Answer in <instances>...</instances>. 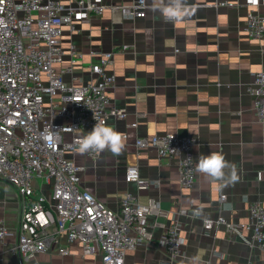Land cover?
<instances>
[{"label": "crops", "instance_id": "1", "mask_svg": "<svg viewBox=\"0 0 264 264\" xmlns=\"http://www.w3.org/2000/svg\"><path fill=\"white\" fill-rule=\"evenodd\" d=\"M134 0H109L129 4ZM225 0H187L192 16L169 22L151 11L146 0L144 18L124 17L107 9L88 21L65 26L61 37L64 55L54 67L72 68L64 80L81 86L93 80V51L115 49L112 71L116 75L110 94L115 105L126 108L124 118L109 117L105 125L125 134L119 155L105 150L92 158L87 153H67L83 169L82 187L93 192L111 208L133 193L141 203L159 202V211L148 216L151 239L127 251L125 264H167L170 255L161 244L166 229L177 214L186 245L173 264H264V250L232 237L223 225L206 231V219L223 215L234 222L249 220L250 205L264 203V124L254 110L247 91L251 74L264 71V36L249 37L244 29L249 10L246 0L239 7L214 5ZM264 15V4L257 8ZM74 45L80 58L70 52ZM128 45L127 49H122ZM137 123L136 126H132ZM175 133L197 138L195 154H222L235 168V182L211 180L198 173L190 188H183L176 157H158L153 147L138 148V137ZM70 136L66 135V139ZM137 165L140 175L158 180V185L139 189L126 181V170ZM37 194L49 195L51 185L34 179ZM221 192L227 203L220 201ZM20 198L12 185L0 179V257L4 264H28L13 253L17 242ZM134 234L136 232L132 231ZM59 245L67 243L61 236ZM69 253L56 249L40 253V264H103L101 252L85 255L78 242Z\"/></svg>", "mask_w": 264, "mask_h": 264}, {"label": "built area", "instance_id": "2", "mask_svg": "<svg viewBox=\"0 0 264 264\" xmlns=\"http://www.w3.org/2000/svg\"><path fill=\"white\" fill-rule=\"evenodd\" d=\"M245 4L252 8L244 29L249 37L261 39L264 15L257 8L264 0H246ZM214 5L239 7L242 3L225 0ZM146 7V0L129 4L109 0H0V179L15 187L20 198L13 253L28 264H40L37 256L43 252L56 249L67 254L68 245L76 242L85 255L101 252L103 264H125L128 250L151 239L148 216L159 211L158 201L144 204L127 191L118 208H111L82 187L83 168L67 157V153L78 152L76 140L94 124L105 125L109 117L127 115L126 108L115 105L110 94L116 81L111 69L115 49L92 52L96 58L90 67L94 78L81 86L64 80L63 73L72 72L71 67L61 71L54 67L63 59L65 26L74 28L76 21H88L107 9L120 11L124 17L144 18ZM70 52L82 56L74 45ZM246 88L254 98L256 116L264 124V71L253 72ZM49 132L53 136L46 139ZM197 143L194 136L175 133L136 139L138 148L153 147L159 158H177L183 188L192 187L196 181ZM100 153L87 154L95 158ZM34 179L49 183L50 194H37ZM126 181L136 182L139 189L159 184L158 180L143 178L137 165L127 167ZM220 201L227 203L223 192ZM215 225L225 226L232 237L264 250V203L250 205L246 222L220 215L206 219L204 228L210 231ZM6 234L2 226L1 239ZM61 236L66 237L65 245H59ZM161 244L170 255L167 264L184 253L186 242L177 214ZM0 264H4L2 257Z\"/></svg>", "mask_w": 264, "mask_h": 264}, {"label": "clouds", "instance_id": "3", "mask_svg": "<svg viewBox=\"0 0 264 264\" xmlns=\"http://www.w3.org/2000/svg\"><path fill=\"white\" fill-rule=\"evenodd\" d=\"M150 10L159 12L169 22L182 21L195 12V9L187 4V0H152ZM52 136L53 133L49 132L46 139ZM76 144L82 154L108 150L113 155H119L125 147V137L113 127L97 123L86 135L80 136ZM228 168V162L219 153L200 156L196 165V171L211 180L235 182L238 179L235 168L233 167L230 175H227L225 170Z\"/></svg>", "mask_w": 264, "mask_h": 264}]
</instances>
